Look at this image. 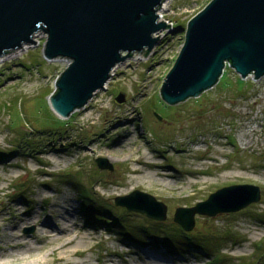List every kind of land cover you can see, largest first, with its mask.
<instances>
[{
    "label": "rangeland",
    "instance_id": "374dc122",
    "mask_svg": "<svg viewBox=\"0 0 264 264\" xmlns=\"http://www.w3.org/2000/svg\"><path fill=\"white\" fill-rule=\"evenodd\" d=\"M208 1L165 2L169 8L164 16L177 19L175 29L146 55L144 49L133 52L141 57L118 65L106 88L67 117L53 111L49 96L70 60L46 59V31L35 33L36 43L0 55V150H20L0 160V211L5 217L0 252L11 254L3 234L21 213L37 215L38 225L48 217L58 228L72 205L77 209L72 218L77 228L71 234L93 231L86 243L76 237L64 246V253L52 252L60 241L36 242L39 226L19 221L17 235L34 241L40 247L35 257L42 258L2 264H105L110 256L116 264H144L145 256L137 253L140 247L161 250L171 259L169 264H264V75L254 77L251 72L241 77L227 63L216 83L196 96L171 104L160 93L184 41L187 21ZM183 6L189 8L187 14L180 13ZM119 92L125 96L121 102L115 99ZM32 147L36 150L23 154ZM98 156L107 159L106 166L97 165ZM135 166L139 170H132ZM75 180L86 187L82 192L106 207L113 208L116 195L135 188L153 194L167 205L166 218L160 221L168 227L176 223L173 213L178 205H193L223 185L253 183L260 186L261 196L237 211L196 213L189 231L209 238L212 249L204 253L182 244L170 250L164 241L144 235L145 242L134 244L94 215L87 220L81 211L82 186L77 187ZM114 206V214L129 224L149 226L158 221L141 211ZM61 254L64 257L58 259Z\"/></svg>",
    "mask_w": 264,
    "mask_h": 264
},
{
    "label": "water",
    "instance_id": "95a60500",
    "mask_svg": "<svg viewBox=\"0 0 264 264\" xmlns=\"http://www.w3.org/2000/svg\"><path fill=\"white\" fill-rule=\"evenodd\" d=\"M162 1L0 0V55L36 43L35 33L46 31L45 57L70 59L49 96L53 111L67 117L106 88L116 64L144 48L146 55L159 43L162 32L152 34L171 25L159 19ZM226 63L241 77L264 75V0H209L190 17L183 46L161 83L162 99L173 104L198 95L216 83ZM124 98L123 92L115 96L119 102ZM95 162L104 167L107 159L98 156ZM260 196V186L253 183L223 185L193 205H178L173 220L189 231L196 213L237 211ZM114 203L156 220L167 215L164 201L138 188L116 195Z\"/></svg>",
    "mask_w": 264,
    "mask_h": 264
},
{
    "label": "bare ground",
    "instance_id": "6f19581e",
    "mask_svg": "<svg viewBox=\"0 0 264 264\" xmlns=\"http://www.w3.org/2000/svg\"><path fill=\"white\" fill-rule=\"evenodd\" d=\"M164 1L161 4L160 9L157 10V13H159V19L160 20L164 19V13L163 12L165 11V9L169 8V5L168 4L165 5ZM162 30H164V28L159 30V31L154 32L152 35L157 36ZM159 38H160V34H159ZM183 43H184V41H183ZM183 43L181 44V47H179L178 53H179L180 49L182 48ZM25 44H27V43H24L23 45H25ZM178 53H177V55H178ZM137 57H141V56H139V54L131 55L127 59H130V58H136L137 59ZM118 65H120V64L118 63L112 68L111 73H112V71L114 69H116V67ZM223 71H224V69H223ZM111 77H109V79ZM108 80L105 82V86H106V83L108 82ZM84 106L85 105L80 106V107H84ZM80 107H77L74 110H76V109H78ZM71 113H69V115ZM136 161L138 163L140 162L139 157L136 158ZM154 164L159 165V163H156V162H154ZM138 168L139 167L135 166L134 168H132V170L137 171V170H139ZM164 175L168 176L169 174L167 173V174H164ZM57 206L59 208L60 204L57 205ZM61 206H63V205H61ZM76 210L77 209L76 208L74 209L72 205H71V207L69 209L65 210V213L67 214V216L65 215V222L63 223V225L61 227L59 226L58 228L52 227L53 225L50 224V221H49L48 217H45L40 222V225H38L39 221L36 220L37 215H33L30 212L29 213H21L19 215V217H20L19 221L20 222H32V223H34V225L39 226L38 227V231L41 233V235L36 237L37 238L36 242H42V241H45L46 239H48V240L52 239V240L60 241L61 242L60 246H58V247L52 246V252H55V249H57V250L60 249L58 251H62L66 244H69V243L73 242L74 238L80 237V240L86 243L87 242L86 236L87 235H92V233H93V231L79 232L77 230L75 233H73V235L71 234L73 229L77 228L76 227V222L74 224V227H73V223L74 222H72V220H73L72 218L75 217L74 215H76L75 214ZM14 211H17L16 207H15ZM3 214L4 213L2 211H0V230H1L2 219H5V217L2 216ZM19 221H16V220L10 221L8 223L7 228H6V225H5V228L7 229V232H5L3 234V235L6 236V239H7V242H5V243H8V245H6V246L11 248L10 250H12V252H11V254L8 252V250H6L5 253L3 252V254H2V252H0V264L8 263V262H14V261H18V260L27 261V260H29L30 257L35 258V259H37L39 257L42 258V255L41 256L39 255V256L35 257L34 253H35V251L39 250L40 247L37 246L34 241L30 242V241L26 240L23 235H20V236L17 235V231L16 230H17V227L19 225L18 224ZM0 236H2V234H0ZM64 237H66V240H63ZM138 250L139 251H137V253L140 252V253H142L145 256L144 257L145 258V263L144 264H169V262L171 260L161 250H153V249H151L149 247H140V248H138ZM72 251L74 253H76L78 251V249L75 248ZM62 253H64V251H62ZM62 257H64L62 254H61V256L60 255L57 256L58 259H60ZM111 261H114V263H115V260L112 259V257L110 256V257H108V258H106L104 260V263L105 264H112ZM83 263H85V262L83 261Z\"/></svg>",
    "mask_w": 264,
    "mask_h": 264
},
{
    "label": "trees",
    "instance_id": "16d2710c",
    "mask_svg": "<svg viewBox=\"0 0 264 264\" xmlns=\"http://www.w3.org/2000/svg\"><path fill=\"white\" fill-rule=\"evenodd\" d=\"M61 75V73L57 76ZM57 91V87L54 89L55 93ZM55 130L52 132H56ZM39 131L47 130V129H38ZM50 130V129H49ZM30 150H36L34 147L31 149H28V151L23 152V154H26L27 152H30ZM14 152H19L20 150L17 148L16 150H11L9 152L1 151L0 150V160L6 156H9L10 154ZM76 184L77 187L80 189L81 193V199H82V207L81 211L84 213L87 220L91 217V215L95 216V220H98L100 223L107 225L108 228L112 227L118 228V234L122 235L125 239H131L134 243H143L145 242L144 236H149L151 240H154L156 242L162 240L166 243V245L169 247L170 250H177L178 244L192 246L194 248H197L204 253H209L212 249V245L210 243L209 238L202 237L200 235L201 233L199 231H185L179 224L176 223H170V227L163 225V223L158 220L155 221V224H149V226H145L148 224L138 223L135 224H129L126 222L122 216L114 214V208L115 204L113 205V208L109 205L103 206L102 203L96 204V199L89 193L82 192L83 189H86L84 185H82V182L79 180L72 181ZM79 185V186H78ZM121 210L127 211L125 208L121 207ZM107 214H110L112 217L107 218ZM161 222V223H160ZM141 234V236H140ZM144 235V236H143ZM143 241V242H142ZM212 264H217L216 261L212 262Z\"/></svg>",
    "mask_w": 264,
    "mask_h": 264
},
{
    "label": "built area",
    "instance_id": "2783aa9c",
    "mask_svg": "<svg viewBox=\"0 0 264 264\" xmlns=\"http://www.w3.org/2000/svg\"><path fill=\"white\" fill-rule=\"evenodd\" d=\"M164 1V0H163ZM163 1L161 2V4L163 3ZM168 0H165L164 2H167ZM161 4H160V6H161ZM160 6H159V8L158 9H160ZM204 7V6H203ZM180 13H182V14H187V12L189 11V8H185L184 6L183 7H180ZM191 10H193V9H191ZM164 20H166V23H169V22H171V25L170 26H168V27H166V28H164V30H162L160 33V38H159V42L166 36V34L168 33V31H172V29H175V27H176V24H175V22H176V20H173V19H166L165 18V16H164ZM155 47V46H154ZM149 52H151V50H149ZM250 74V73H249ZM253 74V72L251 73V75Z\"/></svg>",
    "mask_w": 264,
    "mask_h": 264
}]
</instances>
